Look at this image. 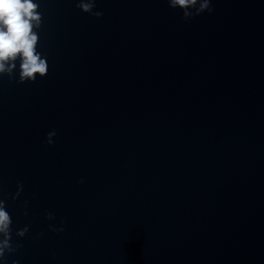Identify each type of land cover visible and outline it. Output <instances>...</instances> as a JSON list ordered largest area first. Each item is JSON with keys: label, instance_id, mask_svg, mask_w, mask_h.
<instances>
[{"label": "clouds", "instance_id": "9594fccd", "mask_svg": "<svg viewBox=\"0 0 264 264\" xmlns=\"http://www.w3.org/2000/svg\"><path fill=\"white\" fill-rule=\"evenodd\" d=\"M197 2L198 0H167L171 8L177 6L186 8L188 5H196ZM95 4L96 0H88V2L79 0L77 7L86 13L100 17L103 15L102 12H93ZM38 9L39 4L34 0H0V73L11 72L16 67V61L19 60L20 82L34 81L37 74L44 76L47 71L46 59H42L36 50L39 36L34 29L40 27L42 20ZM205 10L213 11L211 0H203L197 14ZM188 15V12L183 14L184 17ZM54 135V131L48 133L47 143L53 142L50 137ZM18 188L23 191L22 184H19ZM47 218L53 219L52 214L49 213ZM11 223V216L5 210L4 201L0 200V235L4 237L0 239V261L4 259L6 252L13 253L16 250L11 244ZM53 230L62 231L63 229L54 228ZM27 231L28 229L24 228L18 231L17 235L22 237Z\"/></svg>", "mask_w": 264, "mask_h": 264}]
</instances>
